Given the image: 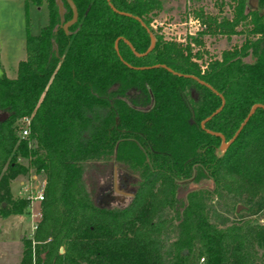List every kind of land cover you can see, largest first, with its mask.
Listing matches in <instances>:
<instances>
[{"label": "trees", "instance_id": "1", "mask_svg": "<svg viewBox=\"0 0 264 264\" xmlns=\"http://www.w3.org/2000/svg\"><path fill=\"white\" fill-rule=\"evenodd\" d=\"M71 1L64 33V0H21L25 31L27 3L44 2L46 22L25 34L15 76L0 75V216L27 206L10 180L27 168L44 179L17 264H264V224L225 222L210 203L230 192L251 214L264 207V110L225 148L215 135L228 141L264 108V0H212L228 10L218 19L191 9L203 28L184 43L153 29L159 0ZM203 33L242 39L199 64ZM90 164L134 178L126 203L94 202ZM188 179L212 187L178 198Z\"/></svg>", "mask_w": 264, "mask_h": 264}, {"label": "rangeland", "instance_id": "2", "mask_svg": "<svg viewBox=\"0 0 264 264\" xmlns=\"http://www.w3.org/2000/svg\"><path fill=\"white\" fill-rule=\"evenodd\" d=\"M161 8L153 16L152 24L156 25L162 37L172 38L184 43L188 40L186 34L187 16L194 17L191 9L201 7L209 15L219 18L221 15H227L228 10L225 6L218 7L212 0H159ZM27 25L25 31L23 25V7L21 0H0V75L13 78L15 76V65L17 61L24 57L23 39L25 34L36 35L38 29L46 22V8L44 2L34 6L27 3L25 6ZM188 16V17H189ZM190 24V23H188ZM153 27V26H152ZM155 29V27H153ZM201 46L192 45V50L198 49L202 54L197 63L201 64L203 60L211 57H217L219 51L223 48L238 44L242 35L233 34L228 39L219 34L211 35L203 33L200 35ZM24 164V161L18 160ZM115 164V163H114ZM90 164L85 168V182L90 192L94 196V202L102 205L108 203L124 204L135 189L134 178L121 170L113 169L115 165ZM28 169V168H27ZM10 180L8 189L12 198H22V184H24L27 170ZM36 175L35 185L40 182L43 175ZM212 184L205 180L183 181L178 188L177 197L183 198L185 193L192 189H208ZM231 193L222 194V197L211 198V205L215 213L225 222H235L239 220L257 221L264 224V207L255 210L251 214L248 204L241 200L232 201ZM33 210H38V205L32 204ZM238 209L235 211V208ZM216 221H219L216 219ZM30 223L28 221L27 209L22 214H9L0 216V264H11L16 256H20L19 250L21 239L28 234ZM257 257L264 261V248L256 247Z\"/></svg>", "mask_w": 264, "mask_h": 264}, {"label": "built area", "instance_id": "3", "mask_svg": "<svg viewBox=\"0 0 264 264\" xmlns=\"http://www.w3.org/2000/svg\"><path fill=\"white\" fill-rule=\"evenodd\" d=\"M188 16L186 22H184V24L186 25V34L193 35L195 32L203 28V24L199 23L192 16L189 17ZM151 25L154 27L153 24ZM17 123L19 125L18 136L19 138H23L28 134V126H29L28 117L23 116L22 118L17 120ZM27 172L28 173L25 182L24 184H22L21 189L23 193L22 199H26V205H27L26 209L28 214V221L30 223V227H29V236H30L33 230L35 229L37 219L40 216L38 203L42 200V196H43L42 187L44 185V179L41 178L40 182H38V184L35 185L36 175L33 172H30L29 169H27ZM32 204L38 205L37 211H34L32 209L33 208Z\"/></svg>", "mask_w": 264, "mask_h": 264}, {"label": "water", "instance_id": "4", "mask_svg": "<svg viewBox=\"0 0 264 264\" xmlns=\"http://www.w3.org/2000/svg\"><path fill=\"white\" fill-rule=\"evenodd\" d=\"M64 2H65V4L67 5V7L70 8V17H69V19H68L67 21L61 23L60 28H61V30H62L64 33H66V30H67V28L69 27V25H71V24L75 21V19H76V9H75V7H74V5H73V3H72L71 0H64ZM255 3H256V2H255ZM255 3L252 4V6H255ZM56 8H57V11H58L59 21H61L62 8H61V6H60L59 1H56ZM149 38H150V37H149ZM152 42H153V39L150 38V45H149L148 49L152 46ZM161 67H162V66H161ZM219 108H220V106H219ZM219 108L215 109V110H214L212 113H210L208 116L204 117L203 121L200 122L199 127L202 128L203 123H204L206 120H208L209 117H210L211 115H213L214 113H216V112L219 110ZM255 108H261V109L264 110V108H263L262 106H260L259 104H253V105L249 108V110L247 111V113L245 114L244 119H243V120L240 122V124L237 126L236 130H235L234 133H233V136H232L228 141L225 142L221 134H220V135H219V134H215L216 136H218V137L220 138V146H219V147H220L221 149L225 148V147H226V146H227V145H228V144H229V143H230V142L236 137V133H237V132L239 131V129L245 124V122L248 120L249 116L252 114V112H253V110H254ZM237 209H238V207L235 208V211H236Z\"/></svg>", "mask_w": 264, "mask_h": 264}, {"label": "crops", "instance_id": "5", "mask_svg": "<svg viewBox=\"0 0 264 264\" xmlns=\"http://www.w3.org/2000/svg\"><path fill=\"white\" fill-rule=\"evenodd\" d=\"M248 2H250V4H254L255 0H248ZM26 237H29V231H28V234L26 235ZM18 259H19V256L17 255L16 258H15V261H12L11 264H17Z\"/></svg>", "mask_w": 264, "mask_h": 264}]
</instances>
